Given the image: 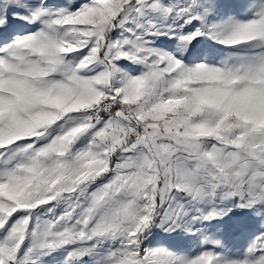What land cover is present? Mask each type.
Listing matches in <instances>:
<instances>
[{"label": "snow or ice", "instance_id": "snow-or-ice-1", "mask_svg": "<svg viewBox=\"0 0 264 264\" xmlns=\"http://www.w3.org/2000/svg\"><path fill=\"white\" fill-rule=\"evenodd\" d=\"M0 264H264V0H0Z\"/></svg>", "mask_w": 264, "mask_h": 264}]
</instances>
